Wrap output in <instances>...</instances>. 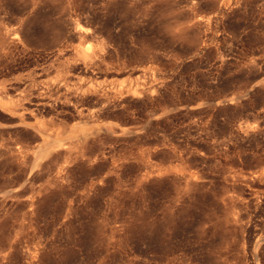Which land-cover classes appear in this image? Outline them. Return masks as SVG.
I'll return each mask as SVG.
<instances>
[{
  "label": "rangeland",
  "instance_id": "1",
  "mask_svg": "<svg viewBox=\"0 0 264 264\" xmlns=\"http://www.w3.org/2000/svg\"><path fill=\"white\" fill-rule=\"evenodd\" d=\"M0 264H264V0H0Z\"/></svg>",
  "mask_w": 264,
  "mask_h": 264
},
{
  "label": "bare ground",
  "instance_id": "2",
  "mask_svg": "<svg viewBox=\"0 0 264 264\" xmlns=\"http://www.w3.org/2000/svg\"><path fill=\"white\" fill-rule=\"evenodd\" d=\"M88 52H89V51L86 50V51H85V54H88Z\"/></svg>",
  "mask_w": 264,
  "mask_h": 264
}]
</instances>
